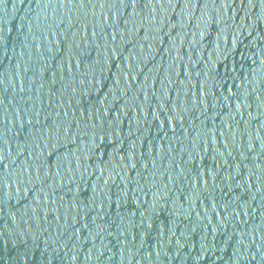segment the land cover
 Listing matches in <instances>:
<instances>
[{"label":"water","instance_id":"obj_1","mask_svg":"<svg viewBox=\"0 0 264 264\" xmlns=\"http://www.w3.org/2000/svg\"><path fill=\"white\" fill-rule=\"evenodd\" d=\"M0 264H264V0H0Z\"/></svg>","mask_w":264,"mask_h":264}]
</instances>
